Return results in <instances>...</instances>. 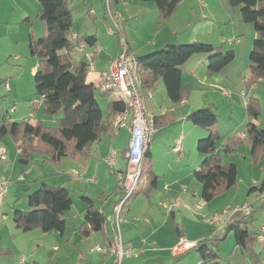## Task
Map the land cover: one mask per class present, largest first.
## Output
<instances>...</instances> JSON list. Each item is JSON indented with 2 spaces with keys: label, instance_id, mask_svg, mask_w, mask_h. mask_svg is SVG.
<instances>
[{
  "label": "crops",
  "instance_id": "1",
  "mask_svg": "<svg viewBox=\"0 0 264 264\" xmlns=\"http://www.w3.org/2000/svg\"><path fill=\"white\" fill-rule=\"evenodd\" d=\"M29 1L30 0H23L22 5L17 3L21 7V15H18L16 19L20 23L23 22V27H25L24 39L27 41L29 40L30 47V42L34 39L30 30L31 24L33 23L30 15L33 8L36 9L37 6L34 3V0H31V3ZM68 1L70 2L71 0ZM77 1L78 0H72V5L77 3ZM84 1L85 3L89 2L90 7L88 8V13L94 19L93 21L95 25L89 26V28L83 31V33L96 35L97 41L95 45L90 46V48L95 51L97 47H100V39L98 36L100 21L104 20L105 24L108 26H110V22L105 12L103 13V19L99 17L96 8L97 0ZM121 2H124L125 6L127 5L129 8V1L122 0ZM132 2L142 6V2L144 1L132 0ZM29 3L32 5L31 8L29 7ZM114 6L117 10L119 9V4ZM238 10V7H231L228 0H183L176 12L169 19L170 21L168 26L157 32V34H161L163 30H167V36L161 40H153L151 50L141 52V55H144L158 50L170 43H186L199 39L204 42L213 43L217 46H222L225 49H234L236 51V58L220 72L211 73L206 68L208 55L196 54L192 56L182 67V87H189L191 91L185 102H182L177 106L174 105V103L167 96L166 89H164L165 87H162V84H164L162 83L163 81H156L150 88L153 92V98L149 100H153L152 106L154 107L153 110L150 109V111L155 116H161L167 112L174 113L175 120L167 124H162V121L166 120L168 118L166 116L168 115L164 116L166 119H164V117L159 119V129L156 128L149 143L148 151L150 160L147 161L145 170L147 180L143 184L139 185L137 190L138 194L133 198L134 200L129 207V212L127 213V215L129 214V217L127 216V220L124 222L127 227L125 226L126 239L123 237V240L127 245L142 248L143 252L140 256H144L147 253L155 256H161L159 253L167 252V250L172 245H175L181 237L186 240L189 239L187 234L188 229L181 226V216L186 217V210H188V208H186L187 204L183 201L182 196L187 195V191H185V189H189L190 186L188 184L195 182L194 180L196 178L194 176V171L199 167L202 159L198 151L194 153V143L196 141L198 143L200 138L207 136L209 131L201 126L195 125L192 121L187 119V116L191 112L203 107H211L215 111L218 117L217 131L220 134L217 152L222 157L224 164L228 163V159L233 160L235 153L240 150H244L246 153L250 150L252 152L251 142L235 146L229 152L225 151L227 150L226 148L228 145H233V141L236 137L246 136L247 125L249 122L256 123L260 127L264 128V81L250 83L251 72L249 68L250 52L252 50L254 40L258 37V33L254 29L253 25L242 22L241 9L239 11ZM40 11L41 7L38 8V18H40ZM72 13H75L73 9ZM137 15L140 16L139 14ZM5 16L6 15L3 16V19H5ZM15 28L19 30V27L15 26ZM71 33H76L78 36H81L80 33L82 32L79 30L74 31V29H72ZM107 33L111 35L109 33V29L107 30ZM181 33L184 35H181ZM130 47L134 53L131 44ZM75 49L79 53L80 57L77 61L72 59V63L74 65L80 61H84V57L78 51L77 47ZM98 52L99 51L96 50V59L99 58ZM134 55L138 57V55ZM112 61L113 58L107 60L103 68H99L97 62L95 61L96 66L92 71L88 72L87 80L97 85L99 82V75L108 69ZM38 68L39 60L38 64L34 68V74ZM253 84H255V86L251 89ZM158 85L159 94L156 93L155 95V87ZM242 92H244V95ZM227 93H229V95ZM37 99L39 100V96ZM29 100L31 101V98ZM33 101L34 100L31 102V106L28 104V107H31V109H33ZM40 102H36L37 108L35 107V110H30L28 112L30 119H27L25 114H22L21 116L15 115L16 110L13 115L8 113L7 106L5 104V106L1 104L0 120L7 117L12 121H27L35 124L38 121L35 116L37 117L39 111L44 109ZM14 106L15 104L12 107ZM249 108L252 110H249ZM224 111H226L227 117L229 118L226 125H224L219 118L220 112L224 113ZM114 115L115 114L112 115V120ZM42 121L47 127L58 126L57 117L56 120L53 118H47ZM174 128H178L177 134H175L172 138L171 144H168L165 141L166 132L171 131V129ZM180 131L182 132L180 133ZM130 136L131 132L128 128H124L120 132L114 133L111 122L109 130L105 132L100 139L92 144L90 148L91 158L88 162H84L79 158L73 157L72 159L69 157H63L61 158L58 168L62 170L65 169L66 171L60 172L59 170L58 172H55V175H52L47 179V176H44L42 172L37 174L38 168L36 167L38 160L40 159L45 162L47 160V156L38 157V159H35L34 163H31L30 161L29 165L31 168L27 166L28 168L26 173L21 176L19 181H30L28 180L29 178L26 177L27 174L28 176L37 175L36 179L31 180L28 185L24 186L27 187V189H34L37 187L38 183L40 184L43 182L60 184L67 186L70 189H73V186H70V184H74V182H83L86 184L92 181L96 182L97 178H87V176L95 171V175L100 177V166L103 163H106L105 157L111 147H116L120 152V158L118 161L119 164L117 168L121 170L125 168L126 157L124 156V151ZM156 137L157 140L165 143L164 146H160V143L157 144L158 142L156 143ZM178 142H180V146H177ZM16 146V156H14V154L12 155V152H10L11 161H14L15 158H19V144L16 143ZM159 154H162V158L158 157ZM258 154L259 156L264 155V148L258 149L254 155ZM255 158H253V165L255 168H258L260 164H263L259 171L262 175L264 174V160H258L255 162ZM96 159L99 161L96 162ZM162 159L165 162H162ZM67 163L69 165H67ZM230 163L237 164L235 161H231ZM5 166L7 165L0 162V172L2 174H0V176H6L8 171H6ZM237 166L239 165L237 164ZM105 177L107 180L109 179L108 175H105ZM49 179L53 180V183L50 182ZM86 179L92 180L88 181ZM116 182V191L114 190V194L102 202V206L95 201L93 198L94 195L90 193L89 188L81 190V193L83 194L80 195L81 197H90L95 202L96 206L100 210L104 211L106 217H111L112 215L115 216L114 207L119 201L121 195L118 188L119 182L117 177ZM258 183L259 182L254 179V185H258ZM103 195H105V191L103 192ZM83 205L81 206L82 212H80L81 224L84 221V202ZM15 207L16 206H13V208ZM135 216L140 217L141 220L135 221L134 218H132ZM7 217L11 219L9 214H7ZM12 217L14 218L13 214ZM109 224L110 221H108L102 231V241L105 246H109L115 238L114 230L116 226L114 225V230L112 228L109 229ZM177 228L179 230H177ZM11 231L14 236H17V233L22 230L16 228V226L14 229V227L11 226ZM190 242L196 243L200 241L192 240ZM104 264H113L112 256L108 255Z\"/></svg>",
  "mask_w": 264,
  "mask_h": 264
},
{
  "label": "trees",
  "instance_id": "2",
  "mask_svg": "<svg viewBox=\"0 0 264 264\" xmlns=\"http://www.w3.org/2000/svg\"><path fill=\"white\" fill-rule=\"evenodd\" d=\"M121 1L111 0L114 5H118ZM145 1L154 2L158 7L160 19L168 21L183 0ZM39 3L41 6L39 17L44 31L41 37L30 42L31 54L39 57V68L34 74L35 94L39 96L44 106V113L57 116L58 126L47 127L42 120L32 124L27 121H12L4 117L0 120V138L6 134L13 137L19 144L20 161L25 164L30 162L36 152L43 153L52 164L60 163L63 156L79 158L86 162L90 158L92 144L109 130L112 115L123 111L125 103L116 97L108 103V114L105 115L96 93L97 90H101L99 82L95 85L87 80L88 64L85 61H80L76 65L72 63L71 55L77 43L86 42L93 46L97 37L83 34L76 39L72 38L74 17L69 1L39 0ZM228 3L231 7L239 6L242 22L253 25L258 33L249 56L250 83H256L259 79L264 80V0H228ZM196 54L208 55L206 68L211 73L220 72L236 58L234 49H225L199 39L186 43L167 44L153 52L136 56L138 72L142 80V92L151 90L152 85L161 79L167 96L175 105L185 102L191 89L182 87V67ZM101 92L102 96L113 94L112 91L101 90ZM33 107L37 108V103H34ZM161 117L166 119L162 124L175 120L174 113L170 112L155 116L156 128L160 125ZM187 119L209 131L208 136L198 140L197 151L202 159L199 167L194 171L196 180L202 186V198L205 202H209L217 192L229 190L237 184L238 166L236 163L224 164L217 152L220 139L217 131L218 117L211 107L197 109L191 112ZM247 142H251L253 155L258 149H263L264 128L249 122L246 136L236 137L233 145H228L225 151L229 152L235 146ZM148 149L144 158L143 174L146 156L149 154ZM118 188L122 195L121 186L118 185ZM257 188L264 194V179L260 186L254 185L252 190ZM137 194L136 192L134 197ZM82 201L85 209L80 232L89 236L103 231L108 223L104 211L100 210L90 197L82 196ZM28 202L30 210L14 208L16 228L23 232L39 228L44 233L56 231L64 234L65 213L71 210L74 204L72 190L69 187L43 182L28 194ZM252 215L253 211L249 215L235 213L226 227L228 231L234 230L237 246L245 252H251L256 257L257 264H260L259 254L253 248L256 241L260 245V233L253 232L244 225L246 217ZM194 247L201 254L200 264H226L221 261L216 248L209 246L206 241H200ZM0 253L10 254V251L0 248Z\"/></svg>",
  "mask_w": 264,
  "mask_h": 264
},
{
  "label": "rangeland",
  "instance_id": "3",
  "mask_svg": "<svg viewBox=\"0 0 264 264\" xmlns=\"http://www.w3.org/2000/svg\"><path fill=\"white\" fill-rule=\"evenodd\" d=\"M71 1L69 4L75 11L73 14L74 27H72V29H74V31L79 30L82 32L80 35H83V31L87 30L89 26L95 25L93 21L94 19L88 13V8L90 7L89 2L85 3L84 0H78L77 3L72 5ZM127 1L130 2L129 8L127 5L125 6L124 2L119 3V10L123 16L122 34L116 33L114 35H109L107 30L111 26L105 24L104 20L100 21L98 36L100 39L99 46L101 47V50L98 52L99 58H95L99 68H103L107 60L112 58L114 60L119 57L123 38H126L129 41L134 54L141 56L142 51L151 50L153 40H161L167 36V30H163L161 34H157L158 31L168 26L170 20L163 21L160 19L158 7L154 2L139 0L144 1L142 2V6H139L138 4L133 3L132 0ZM29 2L31 3V0ZM17 3L22 5L23 0H0V105L5 104L8 113L12 115L16 110L15 115L21 116L22 114H25L26 118L30 119L28 112L30 110H35L33 107L34 103L40 102V100L37 99L38 96L35 94L36 88L34 81V68L38 64L39 57L31 54L29 40L27 41L24 39L25 27H23V22L20 23L16 19L18 15H21V7ZM30 3L29 7L31 8L32 5ZM34 3L37 8H33L30 15L31 20L33 21L30 30L34 39L37 40L39 36H42L44 27L42 21L38 18V8L41 7L39 0H34ZM96 4L98 15L103 19V13H106V0H97ZM112 5L114 8V4ZM238 9L240 10L241 8L238 6ZM4 15H6L5 19H3ZM15 26L19 27V30L16 29ZM182 34L183 33H181V35ZM79 57L80 55L75 49L71 58L77 61ZM160 81L162 80L160 79ZM158 87L159 85L155 87V95L156 93L159 94ZM162 87H165L164 84H162ZM96 93L103 111L107 114L108 103L117 96L114 93L111 96H102L101 90H97ZM29 97L31 98V101L29 100ZM32 100H34L32 103L33 109L28 107V104L31 106ZM152 101L153 100L148 101L149 110H153L154 108L152 106ZM14 104L15 106L12 107ZM41 105L43 104L41 103ZM219 116L220 121L226 125V122L229 120L226 111H224V113L220 112ZM56 117L57 116L55 115L45 114L44 109L39 111L37 117L35 116L37 120H45L47 118H53L56 120ZM177 130L178 128H174L171 129V131L166 132L165 141L168 144H171V140L175 134H177ZM181 132L182 131H180V133ZM16 143L17 142H15L10 134H6L4 137L0 138V147L5 148L8 152L3 159L0 157V162L7 165L5 166V169L8 172L5 177L9 182L8 191L4 196L3 201L0 203V248L10 251V254L0 253V264H104V261L109 254L104 255L96 251L97 246L103 248L107 247L102 241L103 232L101 231L89 236H85L80 232V212H82L81 206L83 205L80 194H83L81 193V190L89 188L90 193L94 195L93 198L95 201L102 206V202L113 195L114 190L116 191V174L111 172L107 163H103L100 166V177L95 175V171L89 174L90 177L89 175L87 176V178H97L96 182L92 181L88 184L74 182V184H70V186H73V189L71 188V190L74 204L72 209L65 213L66 229L64 234L56 231L46 234L39 228H35L28 232H18L17 236H14L11 231V226H13L14 229L16 226V222L12 217L14 212L13 206L22 210H30L28 194L36 190L41 184L38 183L37 187L34 189H27V187H24L28 185L31 180L36 179L37 175L28 176L27 174L26 177L29 178L28 180L30 181H19L21 176L26 173L27 168H31V166L29 165L30 162L27 163V165L21 162L20 158H15L14 161L10 160V152H12V155L14 154V156H16ZM156 143H160V146H164L165 144L163 141L160 142L159 140H157ZM196 152L197 141L194 143V153ZM32 156L33 157H31L30 161L31 163H34L35 159L45 155L36 152ZM63 157L73 159L71 156ZM158 157L162 158V154H159ZM256 157L255 162H257L258 157L260 161L264 160V155L259 156L258 154ZM253 158L255 157L251 150L248 153L244 152V150H240L235 153L233 160L228 159L227 164L231 161H235L239 165L238 182L229 190L217 192L211 201L205 202L203 200L201 195L202 186L196 179L194 180V183L188 184L190 186L189 189H185L187 195L182 196L183 201L187 204L186 208H188V210H186V217L181 216V226L188 229V241H206L209 246H214L216 248L221 261L226 264H257L256 257L253 256L251 252H245L237 246L234 230L228 231L226 225L230 222V219L233 216L231 212L221 221L213 220L215 213H225L229 209L232 211V209L242 206L243 204H250L253 215L246 217L247 220L244 221V225L253 232L264 233V194H262L258 188L252 190V187H254V179L259 182V186L264 179V174L261 175L259 173L263 164L261 165L259 163L260 166L255 168L253 165ZM149 160L150 156L148 154L145 163L147 164V161ZM98 161L99 160L96 159V162ZM163 161L164 160L162 159V162ZM59 164L60 163L52 164L48 160L44 162L39 159L36 164V167L38 168L37 174L42 172V174L47 176L46 178L48 179L50 176L55 175V172H58L59 170L60 172L66 171L65 169L62 170L58 168ZM67 165L69 164L67 163ZM105 175H108V180ZM146 180L147 175L145 171L140 185ZM49 181L53 183V180L49 179ZM104 191L105 195H103ZM133 200L134 199L130 200L128 204L129 207ZM106 207L109 208L108 206ZM7 214L11 216V219L7 217ZM128 215L126 214L124 221L121 223V231L124 239H126V225L124 222L127 220L126 217ZM135 217L138 218V221L141 220L140 217ZM107 218L108 221H110L109 229L112 228L114 230V225L116 226L114 230V234L116 235V216L112 215ZM259 235L261 236V234ZM178 242L175 245H172L167 252L161 251L162 253H159L161 256H155L148 253L144 256H140V253V257L125 258L124 264H200L201 254L195 247L175 256L173 254V249ZM253 248L255 252L259 254L258 257L260 264H264V248H261L257 241Z\"/></svg>",
  "mask_w": 264,
  "mask_h": 264
},
{
  "label": "built area",
  "instance_id": "4",
  "mask_svg": "<svg viewBox=\"0 0 264 264\" xmlns=\"http://www.w3.org/2000/svg\"><path fill=\"white\" fill-rule=\"evenodd\" d=\"M106 15L110 22L109 33L122 34V14L120 10L113 8L111 0H106ZM78 35L72 34V38L76 39ZM123 37V36H122ZM122 49L118 58L114 59L109 68L99 75V88L103 91H112L121 101L125 103V109L114 115L112 120V130L114 133L120 132L124 128H128L131 132L130 139L124 151L126 157V166L124 169H118V161L120 152L116 147H111L105 162L110 167L111 172L116 174L119 185L122 188V195L116 203L114 210L117 219V234L111 244L106 248L96 247V251L110 255L113 258V264H124L125 258L139 257L143 252L141 248L127 245L122 236L121 223L124 221L125 215L129 212V202L136 194L143 176V165L146 151L149 148L150 139L153 136L155 126V115L148 108L149 99L153 98L151 90L142 92V80L138 72V63L136 56L131 50L130 44L126 38H123ZM78 51L83 55L84 61L92 71L95 66L96 50L90 48L86 42H79L76 45ZM88 71V72H89ZM264 81L259 79L258 82ZM255 86L252 85L251 89ZM229 95V93H227ZM244 95V92H242ZM180 146V142L177 143ZM178 148V147H177ZM7 155L5 148L0 147V157L3 159ZM76 174V173H75ZM91 181L90 179H86ZM9 187V182L4 176H0V203L3 201ZM178 204V202H177ZM251 205L243 204L235 209H230L225 213H215L214 221H221L225 216L241 212L245 215L251 213ZM232 218V217H231ZM138 221V218L134 217ZM231 220V219H230ZM259 235V244L264 248V233ZM263 235V236H262ZM196 243H192L181 237L178 244L173 249V254L177 255L188 251L194 247Z\"/></svg>",
  "mask_w": 264,
  "mask_h": 264
}]
</instances>
